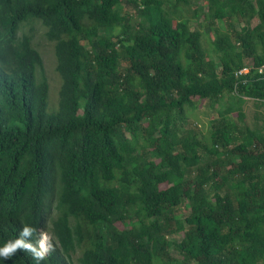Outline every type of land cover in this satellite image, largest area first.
Returning <instances> with one entry per match:
<instances>
[{
  "label": "trees",
  "instance_id": "1",
  "mask_svg": "<svg viewBox=\"0 0 264 264\" xmlns=\"http://www.w3.org/2000/svg\"><path fill=\"white\" fill-rule=\"evenodd\" d=\"M196 1L0 0V248L35 246L47 219L52 234L42 260L0 264H264V121L243 109L264 105V77L234 78L264 63V0ZM225 97L205 136L178 135Z\"/></svg>",
  "mask_w": 264,
  "mask_h": 264
},
{
  "label": "rangeland",
  "instance_id": "2",
  "mask_svg": "<svg viewBox=\"0 0 264 264\" xmlns=\"http://www.w3.org/2000/svg\"><path fill=\"white\" fill-rule=\"evenodd\" d=\"M194 1L197 2L196 0ZM201 23L204 25L203 21ZM256 24L257 21L254 20L253 25ZM193 26H197V25L193 23ZM35 27H36V32L33 41L35 42L36 49L41 54L43 60L42 68H39L37 70V78L40 79L41 77H45L48 83L47 110L48 112H55L58 110L61 78L55 70L56 59L54 55L53 44L52 42H48L44 36L45 28L41 26L40 23H36ZM199 29L201 31H204L202 27H199ZM222 29H224V27ZM101 33L107 35L108 31L102 30ZM208 39L209 37L207 34L202 35V39H201L202 46L205 49L209 47ZM225 102L226 104L229 103L228 98L226 97L224 101H221L219 104H216L215 107L213 106L212 103L208 104V102L205 101L202 104H199L196 107V109L192 111L187 110L185 112V117L183 120H176V124L178 127V135L179 136L183 135L189 130H195V131H200L201 135L205 136L210 129V122L213 120L214 116H216V113L220 108V106H224ZM243 109L246 115V122L244 121V124L253 126V124L257 122L258 125H262V122L264 121V105L255 103L253 100L247 99V102L243 105ZM231 117L235 120L234 114ZM193 174H195V170H193L192 172H188L186 178L193 177L194 176ZM186 210H187V204L185 203L181 211L186 213ZM42 234L45 239H48L49 241L51 240V225L49 219L46 220V224L42 231ZM79 256H80L79 252L75 253L70 263L77 264V258Z\"/></svg>",
  "mask_w": 264,
  "mask_h": 264
},
{
  "label": "clouds",
  "instance_id": "3",
  "mask_svg": "<svg viewBox=\"0 0 264 264\" xmlns=\"http://www.w3.org/2000/svg\"><path fill=\"white\" fill-rule=\"evenodd\" d=\"M39 68H37L38 70ZM37 70H36V78H37ZM45 78V77H44ZM41 79V78H40ZM39 79V80H40ZM38 80V78H37ZM46 224V222L44 221ZM44 224V227H45ZM44 229V228H43ZM42 229V231H43ZM34 230L30 226H24L21 232V237H28L32 234ZM41 231V242H37L35 246H33L31 243L26 242L23 239H17L15 242L11 243L10 245H6L3 248H0V257L7 258L10 256L11 253L15 251L17 247H23L26 249H29L33 252L34 257L39 261L42 260L47 252L50 250L51 245L49 244V240L45 239ZM51 240H52V234H51ZM50 240V241H51Z\"/></svg>",
  "mask_w": 264,
  "mask_h": 264
},
{
  "label": "built area",
  "instance_id": "4",
  "mask_svg": "<svg viewBox=\"0 0 264 264\" xmlns=\"http://www.w3.org/2000/svg\"><path fill=\"white\" fill-rule=\"evenodd\" d=\"M252 74L259 78L264 77V63L256 68L246 64L243 68L234 72V78L237 82L245 84Z\"/></svg>",
  "mask_w": 264,
  "mask_h": 264
},
{
  "label": "crops",
  "instance_id": "5",
  "mask_svg": "<svg viewBox=\"0 0 264 264\" xmlns=\"http://www.w3.org/2000/svg\"><path fill=\"white\" fill-rule=\"evenodd\" d=\"M202 4V3H201Z\"/></svg>",
  "mask_w": 264,
  "mask_h": 264
}]
</instances>
